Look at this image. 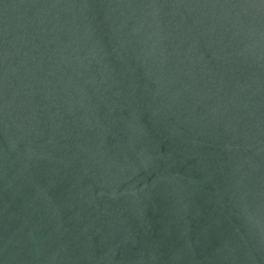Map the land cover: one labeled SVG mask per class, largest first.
I'll list each match as a JSON object with an SVG mask.
<instances>
[{
  "label": "water",
  "instance_id": "1",
  "mask_svg": "<svg viewBox=\"0 0 264 264\" xmlns=\"http://www.w3.org/2000/svg\"><path fill=\"white\" fill-rule=\"evenodd\" d=\"M0 264H264V0H0Z\"/></svg>",
  "mask_w": 264,
  "mask_h": 264
}]
</instances>
